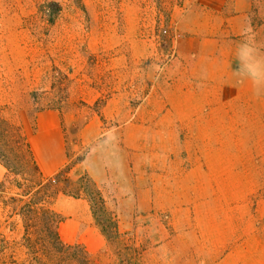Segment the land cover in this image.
<instances>
[{"label": "rangeland", "instance_id": "1", "mask_svg": "<svg viewBox=\"0 0 264 264\" xmlns=\"http://www.w3.org/2000/svg\"><path fill=\"white\" fill-rule=\"evenodd\" d=\"M189 1L0 0V264H34L25 246L21 208L43 182L29 149L39 123L42 128L57 124L65 147H87L75 153L68 168L77 170H65L58 189L90 196L94 208L91 204L87 216L76 218L73 212L83 207L71 198L53 199L50 205L53 208L55 202L64 213L61 234L67 242L99 240L87 231L88 216L101 231L107 246L95 258L89 256L90 264H154L150 251L174 237L168 216L119 215L122 193L115 182L126 176L118 159L105 162L112 164L115 180L106 186L108 191L96 187L84 161L108 147L171 143L165 117L141 113L162 69L176 53L174 16ZM254 3V30L232 50L240 54L238 63L246 56L250 62L257 53L264 54V0ZM251 74L225 73L224 85L233 87ZM253 75L255 84L264 81V72ZM227 90L221 118L217 111L216 123L208 120V126L222 130L216 147H223L224 156L233 147L240 174L247 170L248 160L255 161L256 175L263 178L256 199L264 200V96L256 93L253 103H227ZM213 108L208 104V113ZM206 139L212 143L215 137ZM31 227L42 264H84L82 250H43L41 226L33 222ZM198 235L189 234L195 239ZM253 251L264 259V252Z\"/></svg>", "mask_w": 264, "mask_h": 264}, {"label": "crops", "instance_id": "2", "mask_svg": "<svg viewBox=\"0 0 264 264\" xmlns=\"http://www.w3.org/2000/svg\"><path fill=\"white\" fill-rule=\"evenodd\" d=\"M254 6V0H190L174 16L176 53L162 69L141 113L149 118L165 117L171 143L166 147H108L102 155L88 156L90 165L88 157L84 161L102 191H108L106 186L115 181L112 164L106 160L118 159L122 164L126 177L115 182L122 193L120 216L169 217L175 235L150 251L154 264H264L263 257L252 254L253 248L264 252V200L256 199L263 178L256 175L253 159L248 160L246 171L238 172L235 150L230 147L224 156L223 147H216L222 130L212 126L217 111L221 118L225 88L230 96L227 103H253L256 93L263 99L264 81L255 84L253 73L264 72V54L257 53L250 62L246 56L238 63L240 54L232 51L254 30ZM237 72H251V78L225 86L224 74ZM208 104L214 105L213 112L208 113ZM208 120L212 125L208 126ZM209 135L215 137L212 143L206 139ZM30 145L44 178L64 171L75 153L87 149L65 147L57 124L42 128L39 123ZM73 170L77 166L68 173ZM61 195L54 201L71 198L83 207L73 212L74 217L88 215L91 203L87 197ZM55 202L53 209L64 216ZM87 221V231L99 239L96 243L90 239L67 242L61 234L63 221L59 234L64 243L82 244L95 258L107 241L89 216ZM195 232L197 239L189 236Z\"/></svg>", "mask_w": 264, "mask_h": 264}, {"label": "trees", "instance_id": "3", "mask_svg": "<svg viewBox=\"0 0 264 264\" xmlns=\"http://www.w3.org/2000/svg\"><path fill=\"white\" fill-rule=\"evenodd\" d=\"M53 6H57L56 4H53ZM33 159V158H32ZM34 163V161H33ZM36 166V164L34 163ZM37 168V166H36ZM70 167L66 168L65 170L68 172L70 171ZM38 170V168H37ZM64 170V171H65ZM58 173L55 177H51L49 179H46L42 177L43 182L40 183V189L36 191V193H33L30 195L29 201H27L23 207L21 208V214L23 215L24 222H25V235H24V241L25 246L27 247L29 254L32 258V262L34 264H42L41 258L38 256V248L37 245L34 243V239L32 238L31 234V223L37 222L41 226V235L38 234V236H44V238L40 239L41 243H43V250L50 251V249H54L62 253L64 250H82L83 252V260L81 263L84 264H90V258L89 253L86 250V248L79 243L75 244H66L63 242V240L60 237L59 234V226L60 223L63 221L64 217L58 213L56 210H54L50 202L55 199V197L59 193H64L72 197H80L78 194H71L67 193L65 190L58 189L59 186V178L61 174L64 172ZM70 180V179H67ZM87 181L86 179H82V182ZM85 185V184H84ZM56 188V190L51 191L52 189ZM98 197L102 203H105V200L98 191ZM90 203L93 206V199L89 196L88 197ZM40 237H38L39 239ZM46 264V263H45Z\"/></svg>", "mask_w": 264, "mask_h": 264}]
</instances>
